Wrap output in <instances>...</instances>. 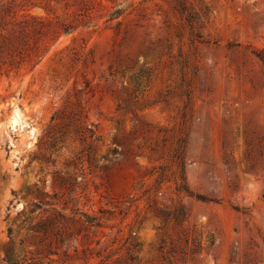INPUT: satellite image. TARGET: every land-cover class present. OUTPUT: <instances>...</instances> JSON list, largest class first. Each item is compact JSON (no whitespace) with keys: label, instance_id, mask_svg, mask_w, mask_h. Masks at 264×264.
<instances>
[{"label":"rangeland","instance_id":"1","mask_svg":"<svg viewBox=\"0 0 264 264\" xmlns=\"http://www.w3.org/2000/svg\"><path fill=\"white\" fill-rule=\"evenodd\" d=\"M0 264H264V0H0Z\"/></svg>","mask_w":264,"mask_h":264},{"label":"trees","instance_id":"2","mask_svg":"<svg viewBox=\"0 0 264 264\" xmlns=\"http://www.w3.org/2000/svg\"><path fill=\"white\" fill-rule=\"evenodd\" d=\"M122 9L120 7H118L111 15V18H116L118 15H120L122 13ZM19 24V29L17 30V34H16V41H14L13 43H26V41L28 40V37L31 35L32 32H36L39 31L40 29H42L44 27V24L42 21L40 20H36V19H27L24 21H21L18 23ZM71 31V27L70 26H64L63 27V32L64 33H68ZM95 217L89 218L90 222H94L95 221Z\"/></svg>","mask_w":264,"mask_h":264}]
</instances>
